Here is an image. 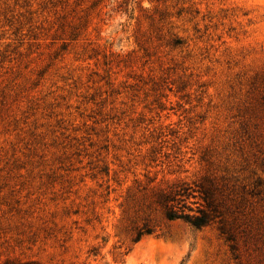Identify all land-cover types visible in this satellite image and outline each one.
Wrapping results in <instances>:
<instances>
[{
    "label": "rangeland",
    "instance_id": "rangeland-1",
    "mask_svg": "<svg viewBox=\"0 0 264 264\" xmlns=\"http://www.w3.org/2000/svg\"><path fill=\"white\" fill-rule=\"evenodd\" d=\"M7 260L264 264V0H0Z\"/></svg>",
    "mask_w": 264,
    "mask_h": 264
},
{
    "label": "trees",
    "instance_id": "trees-1",
    "mask_svg": "<svg viewBox=\"0 0 264 264\" xmlns=\"http://www.w3.org/2000/svg\"><path fill=\"white\" fill-rule=\"evenodd\" d=\"M203 194L205 205L198 208L194 213H183L176 210L173 202L176 197L181 195L184 196L187 193L186 189L175 190L172 193L166 194L161 200V204L164 207L166 218L169 220L183 219L186 222L190 223L196 228H201L207 225L212 224L215 221L219 220V228L223 234L227 235L228 240H233L234 236L231 231L227 228L226 221L222 217V214L219 211V208L216 204L214 193L206 189L204 186H201L200 190ZM191 211H193L191 209ZM152 233L151 230L147 229L145 231H140L138 233L137 239H141L144 234ZM234 248V247H233ZM3 264H40L35 260L28 261H16V260H7Z\"/></svg>",
    "mask_w": 264,
    "mask_h": 264
}]
</instances>
